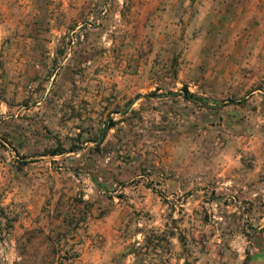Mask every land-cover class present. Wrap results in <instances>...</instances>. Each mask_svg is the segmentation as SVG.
I'll return each instance as SVG.
<instances>
[{
    "label": "rangeland",
    "instance_id": "374dc122",
    "mask_svg": "<svg viewBox=\"0 0 264 264\" xmlns=\"http://www.w3.org/2000/svg\"><path fill=\"white\" fill-rule=\"evenodd\" d=\"M263 219L264 0H0V264H264Z\"/></svg>",
    "mask_w": 264,
    "mask_h": 264
},
{
    "label": "crops",
    "instance_id": "0c3cea01",
    "mask_svg": "<svg viewBox=\"0 0 264 264\" xmlns=\"http://www.w3.org/2000/svg\"><path fill=\"white\" fill-rule=\"evenodd\" d=\"M137 245H139V244L137 243ZM150 258H154V260H153L154 262H158L159 264H161L162 255L160 253L153 254V255L149 256V260H150ZM166 258H167V256H163L164 264H166ZM135 260H136V256H135ZM175 264H177L176 261H175Z\"/></svg>",
    "mask_w": 264,
    "mask_h": 264
},
{
    "label": "trees",
    "instance_id": "16d2710c",
    "mask_svg": "<svg viewBox=\"0 0 264 264\" xmlns=\"http://www.w3.org/2000/svg\"><path fill=\"white\" fill-rule=\"evenodd\" d=\"M186 96H188L187 98H190L191 95H188V91H186ZM200 100V99H199ZM55 154H61L59 151H57Z\"/></svg>",
    "mask_w": 264,
    "mask_h": 264
}]
</instances>
